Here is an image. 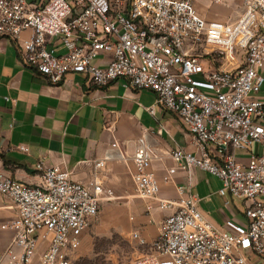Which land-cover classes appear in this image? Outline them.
Returning <instances> with one entry per match:
<instances>
[{
  "label": "built area",
  "instance_id": "2783aa9c",
  "mask_svg": "<svg viewBox=\"0 0 264 264\" xmlns=\"http://www.w3.org/2000/svg\"><path fill=\"white\" fill-rule=\"evenodd\" d=\"M0 38L13 40L23 64L51 85L76 74L98 88L122 80L125 88L153 92L196 147L171 151L175 165L161 181L197 169L220 182V197L246 202V224L226 222L220 230L186 188H178L174 202L158 199L153 151L141 138L131 159L136 195L170 214L151 252L127 264H255L249 255L264 260V0H243L232 24L206 21L193 0H0ZM100 56L108 57L102 65L95 63ZM36 170L37 186L0 173V196L16 213L1 227L13 232L1 259L31 264L45 243L40 264H71L112 192L96 179L75 182L57 166L39 162ZM131 238L147 245L138 233Z\"/></svg>",
  "mask_w": 264,
  "mask_h": 264
},
{
  "label": "crops",
  "instance_id": "0c3cea01",
  "mask_svg": "<svg viewBox=\"0 0 264 264\" xmlns=\"http://www.w3.org/2000/svg\"><path fill=\"white\" fill-rule=\"evenodd\" d=\"M230 2L193 0V6L206 21L232 24L242 14L243 6L239 16L233 18L236 11H222L220 6L228 7ZM107 60L100 56L95 63L102 65ZM149 108L155 110L154 115ZM141 138L153 151L151 171L160 182L158 199L174 202L179 197L178 188L183 187L200 199L199 210L217 229H225L226 222L246 224V202L220 197L216 178L193 169L177 170L169 183L161 181L166 170L175 165L171 151L195 152L196 147L181 122L156 104L153 92L125 88L122 80L98 88L76 74L67 75L59 85H51L23 64L13 40L0 38V173L37 186L41 176L36 165L41 162L47 168L57 166L67 171L78 183L96 179L112 192V199L100 203L97 217L82 234L71 264L97 258L104 264H127L151 252L150 244L158 236L159 224L170 210H160L156 200L136 195L131 159ZM19 146L28 151H20ZM238 155L244 161L248 158L247 154ZM99 162L103 165L96 168ZM15 216L10 200L0 196V264H10L1 255L13 239V232L1 227ZM133 233H138L147 245L139 246L131 238ZM98 238H118L130 250L124 252L117 244L120 248L115 246L102 256L101 250L95 248ZM44 247L45 243H41L31 264H40L39 254ZM249 259L264 264L253 255Z\"/></svg>",
  "mask_w": 264,
  "mask_h": 264
},
{
  "label": "rangeland",
  "instance_id": "374dc122",
  "mask_svg": "<svg viewBox=\"0 0 264 264\" xmlns=\"http://www.w3.org/2000/svg\"><path fill=\"white\" fill-rule=\"evenodd\" d=\"M222 4V3H221ZM222 11H227V12H234L236 14H233V18H237L239 14L242 11V6H243V0H231L230 5L228 7L224 5H220ZM264 74V72H263ZM123 240H119L118 238H112V239H103V238H98L95 240V248L101 250V255L103 256L105 253H107L109 250H112L115 246L117 248H120L124 252H129L130 247L129 245L125 244ZM120 245L119 246H117ZM100 256V255H99ZM84 264H104L102 263V260H99L98 258L95 259V261H84Z\"/></svg>",
  "mask_w": 264,
  "mask_h": 264
}]
</instances>
